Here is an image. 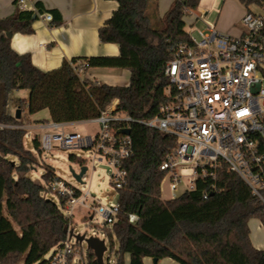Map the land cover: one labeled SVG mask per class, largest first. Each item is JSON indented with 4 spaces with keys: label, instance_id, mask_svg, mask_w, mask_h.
<instances>
[{
    "label": "trees",
    "instance_id": "obj_1",
    "mask_svg": "<svg viewBox=\"0 0 264 264\" xmlns=\"http://www.w3.org/2000/svg\"><path fill=\"white\" fill-rule=\"evenodd\" d=\"M240 1L245 6L259 2ZM116 2V9L98 28V38L102 43H116L119 53L63 60L49 71L34 66L28 53L13 50L8 36L31 33L32 22L43 10L16 9L0 18V124L6 125L0 127V264H16L22 257L23 264L36 263L65 238L70 223L61 205L42 195L44 186L25 175L34 159L23 145L26 130L20 126L24 110L33 114L47 109L53 122L88 121L117 99L115 111L139 120L153 117L166 100L163 69L170 48L188 39L184 16L195 10L200 0H173L158 17L161 25H153L146 13L151 5L157 17L156 0ZM49 11L52 23L59 24L61 17L55 10ZM80 62L84 69H127L129 83L108 85L80 78L76 70ZM21 89L29 94L19 99L20 117L16 118L8 101L10 93ZM129 135L132 154L122 162L125 183L116 189L119 213L105 228L111 250L112 240L117 242L114 264H126V255L128 264H145L144 257L156 262L170 258L180 264H264V249L251 244L248 229L250 218L259 219L264 226V205L236 173L220 161L213 176L199 175L193 189L163 199L160 182L164 171L159 166L175 138L136 121L131 122ZM32 143L40 151L36 135ZM259 149L264 151V139L259 141ZM69 159L85 164L76 155ZM53 176L51 169L42 173L45 182ZM129 214L137 219L130 222ZM87 253L89 264H97L92 250Z\"/></svg>",
    "mask_w": 264,
    "mask_h": 264
},
{
    "label": "built area",
    "instance_id": "obj_2",
    "mask_svg": "<svg viewBox=\"0 0 264 264\" xmlns=\"http://www.w3.org/2000/svg\"><path fill=\"white\" fill-rule=\"evenodd\" d=\"M29 1L15 0V4L24 9ZM251 4L257 11L244 12L243 31L237 36L219 32L213 22L205 19L206 12L195 15L194 19H200L204 27L198 31V38L187 32V40L172 44L163 69L166 100L153 117L134 120L115 111L117 102L111 101L97 117L88 120L100 124L97 133L69 132L65 130L69 122L50 120L37 127L45 131L37 135L39 147L49 151L57 146L91 151L93 160H106L114 167L110 182L118 189L125 183L122 162L132 154L131 138L124 130H130L131 122L136 121L175 138V145L159 166L164 171L160 196L165 193L164 178L167 197L171 199L193 189L199 175L213 176L221 161L264 205V151L259 149V141L264 139V0ZM38 16L52 20L50 12ZM80 64L78 73L84 70V64ZM186 168L188 174H182ZM182 176L187 177L186 181L181 180ZM44 187L57 194L70 221L75 204L99 216L104 228L110 227L119 213L118 198L116 203L104 206L88 189H77L59 177L53 176ZM136 219V215L129 214L130 222ZM69 225L65 238L34 264H89L87 250L83 253L81 241L70 233Z\"/></svg>",
    "mask_w": 264,
    "mask_h": 264
},
{
    "label": "crops",
    "instance_id": "obj_3",
    "mask_svg": "<svg viewBox=\"0 0 264 264\" xmlns=\"http://www.w3.org/2000/svg\"><path fill=\"white\" fill-rule=\"evenodd\" d=\"M172 1L156 0V12L159 18L164 15ZM202 1L200 0L197 8L192 11L194 16L200 12L208 14L207 10L201 8ZM38 7L43 12L55 10L61 17V22L53 24L52 20L45 21L38 16L32 22L31 33H11L10 45L18 53H28L32 64L40 70L49 71L58 68L63 60L72 58L117 55L119 53L116 43H102L98 38V28L116 9V0H30L24 9H19L15 0H0V18L12 15L16 9L36 12ZM247 9L257 11L250 5L245 6L240 0H222L213 23L217 30L223 34L240 35L243 31L241 17ZM79 76L108 85L126 86L129 83L130 73L123 68L88 67L80 72ZM112 101L117 102V99ZM43 122L47 121L34 119L28 122L25 127L29 131H38L37 127ZM161 197L168 199L167 193L161 194ZM248 229L251 244L256 249L263 250L264 226L260 220L250 218ZM128 260V255H126V264H128ZM143 261L145 264H180L170 258H163L154 263L150 257H144Z\"/></svg>",
    "mask_w": 264,
    "mask_h": 264
},
{
    "label": "rangeland",
    "instance_id": "obj_4",
    "mask_svg": "<svg viewBox=\"0 0 264 264\" xmlns=\"http://www.w3.org/2000/svg\"><path fill=\"white\" fill-rule=\"evenodd\" d=\"M222 0H203L201 3V8L207 10L208 14L205 15V19L214 22L216 13L221 4ZM252 9H256L255 4H249ZM146 13L149 15L151 23L153 25H161V21L158 15L152 14L151 5H148ZM157 14V13H156ZM192 15L184 16L186 32L190 33L193 37L198 38V31L204 27L203 22L200 19H194L195 16ZM194 21V22H193ZM193 22L192 25L189 23ZM82 77L83 74L81 73ZM29 91L26 89L15 90L10 93L8 101V109L14 111L17 109V105L20 98H27ZM30 118V119H29ZM39 119L50 121V115L47 109H42L36 113L28 114L25 110L22 112V128L26 130L27 137L23 138V145L26 150H29L33 156V163L26 171L25 175L30 179L38 182L39 184H45L42 178V173L45 169H51L56 177H59L64 182L77 189H88L89 193L95 200L100 201L104 206H109L117 202V191L114 185L110 182V176L114 171V167L108 163L106 160H93L92 152L89 150H84L81 148H60L59 146L53 147L50 151L43 150L37 151L33 147L32 136H39L44 130L29 131L26 129L25 125L31 120ZM30 120V121H29ZM42 122V121H41ZM65 130L69 132H78L80 134H95L100 130V124L91 121H78L74 123H69L65 126ZM70 155L79 156L84 159L86 166V171L82 174V182H78L70 171L71 167L76 173L79 172V165L71 162L69 159ZM11 161L18 162L17 158L12 155H7ZM189 168L182 170V174H188ZM187 177L182 176L181 180L186 181ZM162 186L167 193V181L164 178L162 181ZM45 188V187H44ZM42 195L60 205L59 198L57 194L53 191H48L47 189L42 191ZM90 200H88L89 202ZM104 224V221L93 214L90 209H87L79 204H75L72 209V218L70 221L69 228L72 229L73 235H83L84 238L94 236L101 240H104L106 245V250L103 252L102 259L104 264H114L115 251L117 249V242L115 239L113 242V250L110 249L111 240L104 235L105 228L99 223ZM83 253L87 250V244L84 240L80 242ZM16 264H23V257L18 260Z\"/></svg>",
    "mask_w": 264,
    "mask_h": 264
},
{
    "label": "water",
    "instance_id": "obj_5",
    "mask_svg": "<svg viewBox=\"0 0 264 264\" xmlns=\"http://www.w3.org/2000/svg\"><path fill=\"white\" fill-rule=\"evenodd\" d=\"M10 35H11V33H8V36L9 37H10ZM15 117L16 118H19L20 117V110H19V108H17L15 110ZM124 133L128 134L129 133V130L128 129H125L124 130ZM69 168H70V171L72 173V176L78 182H82L81 176L86 171V166H84V165L81 166L78 173H76L71 167H69ZM70 233L72 234V232H70ZM74 237L78 241L84 240L86 242L87 248L92 250L97 264H104L103 259H102V255H103V252L106 250V245H105V243H104L103 240H101V239H99L97 237H94V236H90V237L84 238L83 235H74ZM156 261H157L156 259H153V262L154 263H156Z\"/></svg>",
    "mask_w": 264,
    "mask_h": 264
}]
</instances>
